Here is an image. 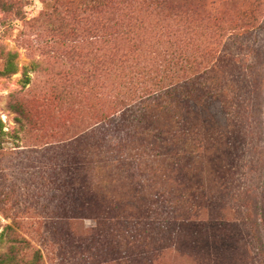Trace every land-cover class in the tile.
<instances>
[{"label": "rangeland", "instance_id": "374dc122", "mask_svg": "<svg viewBox=\"0 0 264 264\" xmlns=\"http://www.w3.org/2000/svg\"><path fill=\"white\" fill-rule=\"evenodd\" d=\"M252 17L249 31L236 35L264 61V0H0V257L13 264H264L256 251H264V235L261 247L227 193L208 208V230L195 220L165 245L127 246L110 233V219L133 202L104 199L98 181L109 178L96 173L103 165L109 174L106 161L114 159L104 115L144 86L184 77L189 66L174 67L172 53L197 63L204 49L239 53L226 34ZM238 124L232 133L242 149ZM261 133L248 147L255 143L262 157L239 152L253 162L251 180L264 172V126ZM234 172L238 179L248 171Z\"/></svg>", "mask_w": 264, "mask_h": 264}, {"label": "trees", "instance_id": "16d2710c", "mask_svg": "<svg viewBox=\"0 0 264 264\" xmlns=\"http://www.w3.org/2000/svg\"><path fill=\"white\" fill-rule=\"evenodd\" d=\"M251 23H256L255 17L226 34L239 53L226 45L204 49L201 63L183 52L172 53L174 67L183 71L184 64L189 66L184 77H164L144 86L131 95L129 104L116 105L101 119L107 127L119 122L110 127L115 135L107 147L108 157L114 158L106 161L109 174L103 165L96 173L109 178L98 181L104 199L133 202L123 216L110 219V233L121 235L127 246L148 250L152 243L165 245L177 228L195 220L208 230L213 225L206 221L208 208L227 193L238 208V220L263 247L259 234L264 235V172L251 180L256 173L253 162L243 161L239 154L263 156L255 143L248 145L257 141L264 126V61L258 49L246 47L238 40L243 36L236 35ZM236 123L244 130L242 149L232 133ZM239 167L248 172L237 179L233 171ZM165 248L154 254L161 255ZM261 249L256 251L264 260ZM13 262L7 255L0 257V264Z\"/></svg>", "mask_w": 264, "mask_h": 264}]
</instances>
